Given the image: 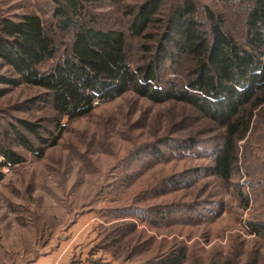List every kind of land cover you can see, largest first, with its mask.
Masks as SVG:
<instances>
[{
  "label": "rangeland",
  "instance_id": "1",
  "mask_svg": "<svg viewBox=\"0 0 264 264\" xmlns=\"http://www.w3.org/2000/svg\"><path fill=\"white\" fill-rule=\"evenodd\" d=\"M146 1L101 0L90 11L100 27L121 31L125 12ZM179 1L162 0L156 18L164 19ZM196 1L199 8L221 9L213 0ZM54 8L53 0H0V20L38 16L47 30L56 32L63 53L70 34L59 31ZM157 23L149 31L154 39L162 30ZM127 40L134 69L148 59H143L142 46H155V41ZM180 64L190 67L185 57ZM168 67L166 62L164 69ZM0 75H8L1 61ZM0 92V146L23 158L8 166L0 156V264H140L180 247L186 254L181 264H264V240L249 233L247 225L264 220V173L254 171L264 161V147L256 137L232 179L249 198L242 210L235 189L209 172L207 147L174 156L166 152L168 142L196 140L203 147L219 135L188 107L155 105L129 92L96 103L88 116L68 122L54 119L49 100L36 88L0 85ZM22 122L32 124L47 146L39 149ZM15 132L33 142L38 153L18 146ZM152 147L164 157L141 153ZM196 171L202 175L193 176ZM114 224L123 231L105 247L101 238Z\"/></svg>",
  "mask_w": 264,
  "mask_h": 264
},
{
  "label": "trees",
  "instance_id": "2",
  "mask_svg": "<svg viewBox=\"0 0 264 264\" xmlns=\"http://www.w3.org/2000/svg\"><path fill=\"white\" fill-rule=\"evenodd\" d=\"M53 1L59 31L70 34L67 51L59 52L56 32L47 30L34 14L17 21L1 19L0 61L8 75H0V85L38 89L59 121L84 118L96 103L111 102L129 92L155 105L188 107L219 135L203 142L208 143L203 147L196 140H187L184 145L177 143L181 141L168 142L166 152L174 156L207 147L204 149L212 163L209 172L224 187L235 189L239 206L246 210L249 198L232 179L251 138L256 137L259 147H264V0H213L220 10L199 8L196 0H180L159 20L156 17L162 0H148L136 11L125 12L127 20L121 31L99 26L90 10L100 6L101 0ZM155 22L162 24L156 39L149 34ZM127 37L155 41V46H142L143 59H148L134 69L130 67ZM184 57L190 62L189 68L180 64ZM50 62L52 65L43 70ZM166 62L169 67L164 69ZM169 72L177 73L176 77L168 78ZM22 124L39 149L47 146L49 142L32 124ZM14 136L25 151L35 154L39 150L19 132ZM141 153L153 159L164 157L155 147ZM0 156L4 165L23 163L8 146H0ZM254 171L263 174L264 161H259ZM2 178L0 173V182ZM247 223L249 233L264 240V220ZM120 226H110L101 238L102 245L110 247L117 242L123 231ZM185 258V248L180 247L140 264H181Z\"/></svg>",
  "mask_w": 264,
  "mask_h": 264
}]
</instances>
